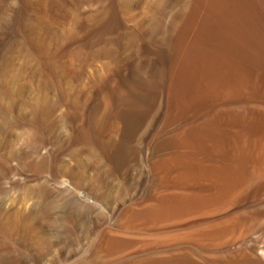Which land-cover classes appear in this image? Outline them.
<instances>
[{
	"label": "rangeland",
	"instance_id": "rangeland-1",
	"mask_svg": "<svg viewBox=\"0 0 264 264\" xmlns=\"http://www.w3.org/2000/svg\"><path fill=\"white\" fill-rule=\"evenodd\" d=\"M0 118V264H264V0H0Z\"/></svg>",
	"mask_w": 264,
	"mask_h": 264
},
{
	"label": "crops",
	"instance_id": "crops-1",
	"mask_svg": "<svg viewBox=\"0 0 264 264\" xmlns=\"http://www.w3.org/2000/svg\"><path fill=\"white\" fill-rule=\"evenodd\" d=\"M110 235L111 236L109 235L107 236V239L103 244L100 254L97 256V258H95V262L92 264H168V263L193 264L194 263L192 257L190 258L188 255L186 256L185 254L156 255V256H147V257L140 256L139 249L141 245L137 242L138 237L136 235H131V234H127V235L110 234Z\"/></svg>",
	"mask_w": 264,
	"mask_h": 264
},
{
	"label": "bare ground",
	"instance_id": "bare-ground-1",
	"mask_svg": "<svg viewBox=\"0 0 264 264\" xmlns=\"http://www.w3.org/2000/svg\"><path fill=\"white\" fill-rule=\"evenodd\" d=\"M173 30V29H172ZM186 32V31H185ZM182 44V43H181ZM180 45V44H179ZM180 46H182V45H180ZM178 49V48H177ZM101 52V51H100ZM177 65V64H176ZM188 73V72H187ZM11 74V73H10ZM178 74V73H177ZM184 77H185V75H184ZM9 81H11V80H9ZM7 82V81H6ZM24 87V86H23ZM23 89V88H22ZM129 90V89H128ZM18 91V90H17ZM20 91V90H19ZM11 92V91H10ZM126 92V91H125ZM129 93V92H128ZM126 94V93H125ZM174 95V94H173ZM178 97V96H177ZM146 98V97H145ZM52 104V103H51ZM113 106V105H112ZM45 111V110H44ZM127 116V115H126ZM101 118V117H100ZM1 119V118H0ZM4 125V124H3ZM97 126V125H96ZM12 132V131H11ZM10 132V133H11ZM2 134V133H1ZM13 134V133H12ZM188 136H190V135H188ZM11 138H12V136H11ZM88 138H89V136H88ZM191 139V138H190ZM193 139V138H192ZM9 140V139H8ZM187 141V140H186ZM234 141V140H233ZM198 142V141H197ZM87 144V143H86ZM242 144V143H241ZM196 145V144H195ZM248 145V144H247ZM210 147V146H209ZM206 148H207V146H206ZM209 149V148H208ZM220 149H221V147H220ZM247 149V148H246ZM85 151V150H84ZM237 151V150H236ZM240 152V151H239ZM241 152H243V151H241ZM92 153V152H91ZM244 153V152H243ZM233 154H235V152L233 153ZM238 154V153H237ZM212 155V154H211ZM239 155V154H238ZM258 155V154H257ZM81 156V155H80ZM215 156V155H214ZM76 157V156H75ZM78 157V156H77ZM84 157H86V156H84ZM212 156H210V158H211ZM240 157V156H239ZM250 157V156H249ZM80 158V157H79ZM191 158V157H190ZM209 158V157H208ZM234 158V157H233ZM177 159V158H176ZM179 159V158H178ZM192 159H193V157H192ZM197 159V158H196ZM248 159V158H247ZM209 160V159H208ZM234 160V159H233ZM237 160V159H236ZM1 161H3V160H1ZM172 161V160H171ZM5 162V161H4ZM91 162V161H90ZM198 162V161H197ZM238 162V161H237ZM236 162V163H237ZM239 162H240V160H239ZM238 162V163H239ZM94 163V162H93ZM212 163V162H211ZM232 163V162H231ZM237 163V166H239V164ZM241 163V162H240ZM3 164V163H2ZM215 164V163H214ZM6 165H8V164H6ZM189 165V164H188ZM193 165H194V163H193ZM241 165V164H240ZM168 166V165H167ZM210 166H212V165H210ZM235 166V165H234ZM4 167V166H3ZM214 167V166H213ZM233 167V166H232ZM229 168V167H228ZM238 168V167H237ZM176 169V168H175ZM193 169V168H192ZM240 169V168H239ZM198 170V169H197ZM202 170V169H201ZM207 170V169H206ZM199 171V170H198ZM197 171V172H198ZM5 172V171H4ZM185 172V171H184ZM212 172H214V171H212ZM189 173V172H188ZM188 173H186V174H188ZM205 174H207V173H205ZM165 175V174H164ZM209 175V172H208V174H207V176ZM213 175V174H212ZM228 175V174H227ZM209 177H211V176H209ZM213 177H214V175H213ZM216 177V176H215ZM222 182V181H221ZM213 184H214V182H213ZM43 185V184H42ZM41 185V186H42ZM43 188V187H42ZM204 188V187H203ZM44 189V188H43ZM199 190H202V189H199ZM214 190V189H213ZM45 192V191H44ZM41 193V192H40ZM158 194V193H157ZM168 194V193H167ZM177 194V193H176ZM181 194V193H180ZM185 194V193H184ZM43 195V194H42ZM172 195V194H171ZM39 196V195H38ZM156 196V195H155ZM175 196V195H174ZM24 197V196H23ZM184 197V196H183ZM38 198V197H37ZM180 198H182V197H180ZM187 198H189V197H187ZM30 199V198H29ZM23 200V199H22ZM31 200V199H30ZM46 200V199H45ZM157 200V199H156ZM165 200V199H164ZM166 200H168V198L166 199ZM177 200V199H176ZM184 200H186V199H184ZM4 201V200H3ZM180 201V200H179ZM17 202V201H16ZM151 202V201H150ZM153 202V201H152ZM157 202V201H156ZM155 202V203H156ZM39 203H41V202H39ZM44 203V202H43ZM46 203V202H45ZM44 203V204H45ZM33 204V203H32ZM168 204V203H167ZM173 203H171V205H172ZM40 205V204H39ZM4 206V205H3ZM6 206V205H5ZM184 206V205H183ZM23 207V206H22ZM172 207V206H171ZM170 207V208H171ZM12 208H13V206H12ZM24 208V207H23ZM25 208H27V207H25ZM175 209H176V207H175ZM2 210V209H1ZM10 210V209H9ZM6 211L7 213V218H6V220H7V223H8V219H9V217H11L12 215H13V211L12 212H10V211ZM27 210H29V209H27ZM30 210H31V208H30ZM25 211V210H24ZM23 211V212H24ZM21 212V211H20ZM26 212H28V211H26ZM25 212V213H26ZM16 213V212H15ZM240 214V213H239ZM25 215V214H24ZM196 215V214H195ZM194 215V216H195ZM204 215H205V213H204ZM179 217V216H178ZM235 219V218H234ZM23 220V219H22ZM244 220V219H243ZM237 222V221H236ZM237 225V224H236ZM206 231V230H205ZM198 232V231H197ZM200 232V231H199ZM193 233H194V231H193ZM196 233V232H195ZM198 234V233H197ZM109 236H111V235H109ZM195 238V237H194ZM157 240V239H156ZM186 249V248H185ZM194 251V250H193ZM262 251H264V250H262ZM117 254H119V253H117ZM116 254V255H117ZM156 255V254H155ZM195 256V255H194ZM197 256V255H196ZM159 257V256H158ZM221 257V256H220ZM224 257V256H223ZM108 258V257H107ZM156 258V257H155ZM169 258V257H168ZM171 258V257H170ZM175 259V258H174ZM158 260V259H157ZM157 262V261H156ZM166 262V261H165ZM123 263V262H122ZM159 263V262H158ZM179 263V262H178ZM169 264V263H168ZM174 264V263H173ZM190 264V263H189Z\"/></svg>",
	"mask_w": 264,
	"mask_h": 264
}]
</instances>
